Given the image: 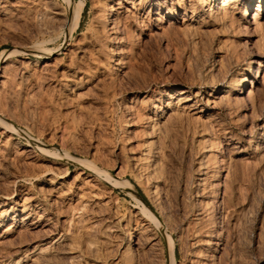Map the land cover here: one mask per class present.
<instances>
[{"label":"rangeland","instance_id":"obj_1","mask_svg":"<svg viewBox=\"0 0 264 264\" xmlns=\"http://www.w3.org/2000/svg\"><path fill=\"white\" fill-rule=\"evenodd\" d=\"M0 120V264H264V0H0Z\"/></svg>","mask_w":264,"mask_h":264},{"label":"bare ground","instance_id":"obj_2","mask_svg":"<svg viewBox=\"0 0 264 264\" xmlns=\"http://www.w3.org/2000/svg\"><path fill=\"white\" fill-rule=\"evenodd\" d=\"M225 2H226V1H225ZM225 4H226V3H224V5H225ZM212 7H213V6H212ZM83 8H84V4H83L82 2H80V4H77L75 7L72 8V17H70V18L72 19V23H73V26H74V27H76V26L79 24V19H80V16H81V13H82ZM108 8H109V7H108ZM108 8H106V10H107ZM209 8H210V7H209ZM106 10H105V11H106ZM111 10H112V7H111ZM244 10H245V9H244ZM109 11H110V10H109ZM210 11H211V10H210ZM246 11H247V10H246ZM246 11H243L244 14H245ZM257 11H258V10H257ZM257 11H256V12H257ZM109 13H111V12H109ZM109 13H108V14H109ZM173 13H174V12H173ZM257 13H258V12H257ZM240 14H241V13H240ZM257 15H258V14H257ZM105 16H106V14H105ZM105 16H104V18H105ZM110 16H111V15H110ZM174 16H175V15H174ZM115 17H116V16H115ZM241 17H242V16H241ZM254 17H255V16H254ZM110 18H111V17H110ZM246 18H247V17H246ZM250 18H251V17H250ZM105 19H106V18H105ZM105 19H104V20H105ZM104 20H103V21H104ZM106 21H107V20H106ZM106 21H104L103 23H105ZM112 21H113V20H112ZM112 21H111V22H112ZM107 22H108V21H107ZM113 25H114V24H113ZM71 27H72V24H71ZM74 27H73V28H74ZM119 44H120V43H119ZM121 52H123V51H120V53H121ZM125 58H126V57H125ZM111 62H112V60H111ZM0 125H4V126H6L7 129L10 128V127H9L10 125L8 126L7 123L5 124L2 120H0ZM213 139L215 140V138H213ZM213 139H212V140H213ZM214 140H213V142H216V140H215V141H214ZM210 142H211V141H210ZM217 142H218V141H217ZM219 142H220V141H219ZM211 144H213V143H211ZM211 144H210V145H211ZM216 144H217V143H216ZM210 145H209V146H210ZM218 145H219V144H218ZM218 145H216V146L218 147ZM210 147H212V146H210ZM214 148H215V147H214ZM39 149H41V148H39ZM211 149H212V148H211ZM215 149H216V148H215ZM220 152H221V151H220ZM223 152H224V151H223ZM152 153L155 155V152H151V154H152ZM156 153H157V152H156ZM156 155H157V154H156ZM218 155H219V154H218ZM150 156H151V155H150ZM150 156H149V158H150ZM214 156H215V155H214ZM216 156H217V155H216ZM216 156H215V157H216ZM153 157H154V156H153ZM211 158H212V157H211ZM216 158H217V157H216ZM153 159H154V158H153ZM217 160H218V159H217ZM220 160H221V158L219 159L218 162H220ZM149 161H150V160H149ZM212 161H213V160H212ZM212 161H211V162H212ZM73 162H75V164H77V165H82V163H80V161H78V160H73ZM150 162H151V161H150ZM211 162H210V164H212V165L215 164V163L213 164V162H212V163H211ZM212 165H211V166H212ZM220 165H221V164H220ZM218 166H219V165H218ZM209 168H210V166H209ZM211 168H212V172H211V173L213 174V176H217V177H218V175H219V170L217 169V167H215V165H214V166H212ZM220 168H221V167H220ZM206 170H208V169H206ZM210 170H211V169H210ZM209 173H210V172H209ZM209 173H208V174H209ZM210 175H211V174H210ZM211 176H212V175H211ZM220 176H221V175H220ZM208 177H209V176H208ZM209 178H210V177H209ZM209 178H207V179H209ZM213 180H214V179H213ZM213 180H212V181H213ZM216 180H217V179H216ZM208 181H210V179H209ZM208 181H207V182H208ZM120 184L124 185L127 189H131V184H129L128 182H126V183L122 182V183H120ZM211 185H213V184H211ZM208 186H209V185H208ZM214 186H215V185H214ZM210 187H211V186H210ZM207 189H208L207 191L209 192V188H207ZM210 191H211V189H210ZM208 195H209V193H208ZM206 198H207V197H206ZM210 198H211V197H210ZM213 198H214V197H213ZM216 198H217V197H216ZM211 200H212V199H211ZM215 200H216V199H215ZM216 201H217V200H216ZM205 202H206V201H205ZM206 203H208V202H206ZM214 203H215V202H214ZM206 205H207V204H206ZM209 205H210V204H209ZM209 205H208V206H209ZM214 205H216V204H214ZM214 205H213V206H214ZM208 206H207V208H208ZM214 207H215V206H214ZM216 207H217V206H216ZM218 208H219V207H218ZM213 209H215V208H213ZM217 212H218V211H217ZM212 213H213V212H212ZM207 214H208V213H207ZM210 214H211V213H210ZM218 215H219V214H218ZM218 215H217V217H218ZM214 217H215V216H214ZM208 218H209V217H208ZM213 219H214V218H213ZM206 220H207V218H206ZM214 220H215V219H214ZM214 220H213V221H214ZM207 221H208V220H207ZM211 221H212V220H211ZM214 222H215V221H214ZM216 222H217V221H216ZM206 223H207V222H206ZM208 223H210V222H208ZM218 223H219V222H218ZM219 224H220V223H219ZM215 225H216V224H215ZM217 226H218V225H217ZM220 227H222V226H220ZM211 228H212V231H213L214 226L211 227ZM217 228H218V227H217ZM220 229H221V228H220ZM214 230H215V229H214ZM216 230H217V229H216ZM208 232H210V230H208ZM212 233H213V232H212ZM206 234H207V233H206ZM206 234H205V235H206ZM205 235H203V236H205ZM208 236H209V235H208ZM211 236H212V234H211ZM132 237H133V236H132ZM212 237H213V236H212ZM214 237H216V236L214 235ZM130 238H131V236H130ZM166 239H167L168 244H169V245H172L173 242H172L171 237L167 236ZM204 239H205V238H204ZM210 239H211V237H210ZM211 241H212V240H211ZM126 242H127V241H126ZM212 244H213V243H212ZM212 244H210V245L212 246ZM217 244H218V243H217ZM126 245H128V244H126ZM129 245H130V244H129ZM129 245H128L127 247H129ZM204 246H205V245H204ZM214 246H215V245H214ZM214 246H213V248H215L217 245H216L215 247H214ZM217 247H218V246H217ZM131 248H132V247H131ZM170 248H171V247H170ZM210 248H211V247H210ZM210 248H209V249H210ZM129 249H130V248H129ZM207 249H208V248H207ZM207 249H206V250H207ZM130 250H131V249H130ZM209 253H210V252H209ZM212 254H213V253H212ZM211 256H212V255H211ZM214 258H215V257H214ZM210 259H211V258H210ZM215 260H216V259H215ZM210 261H214V260H210Z\"/></svg>","mask_w":264,"mask_h":264}]
</instances>
